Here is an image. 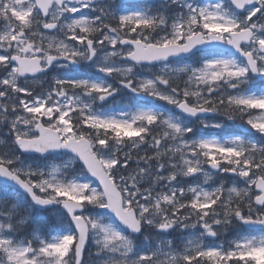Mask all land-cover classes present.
<instances>
[{
  "label": "snow or ice",
  "instance_id": "1",
  "mask_svg": "<svg viewBox=\"0 0 264 264\" xmlns=\"http://www.w3.org/2000/svg\"><path fill=\"white\" fill-rule=\"evenodd\" d=\"M0 264H264V0H0Z\"/></svg>",
  "mask_w": 264,
  "mask_h": 264
},
{
  "label": "water",
  "instance_id": "2",
  "mask_svg": "<svg viewBox=\"0 0 264 264\" xmlns=\"http://www.w3.org/2000/svg\"><path fill=\"white\" fill-rule=\"evenodd\" d=\"M143 1H151V0H142V2H143Z\"/></svg>",
  "mask_w": 264,
  "mask_h": 264
}]
</instances>
